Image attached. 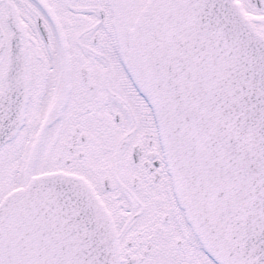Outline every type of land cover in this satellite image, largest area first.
Wrapping results in <instances>:
<instances>
[{"label":"snow or ice","instance_id":"snow-or-ice-1","mask_svg":"<svg viewBox=\"0 0 264 264\" xmlns=\"http://www.w3.org/2000/svg\"><path fill=\"white\" fill-rule=\"evenodd\" d=\"M0 264H264V0H0Z\"/></svg>","mask_w":264,"mask_h":264}]
</instances>
